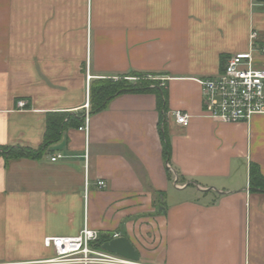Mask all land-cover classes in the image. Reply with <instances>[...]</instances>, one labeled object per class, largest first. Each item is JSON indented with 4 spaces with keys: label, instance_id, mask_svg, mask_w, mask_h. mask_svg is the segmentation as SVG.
<instances>
[{
    "label": "crops",
    "instance_id": "obj_1",
    "mask_svg": "<svg viewBox=\"0 0 264 264\" xmlns=\"http://www.w3.org/2000/svg\"><path fill=\"white\" fill-rule=\"evenodd\" d=\"M252 32L263 47L264 0H0V148L38 149L49 115L84 113L87 72L156 76L171 143L166 161L156 96L128 93L41 158L0 157V264L51 260L85 224L127 238L140 264H264V193L249 183L251 164L264 176V114L207 118L198 82Z\"/></svg>",
    "mask_w": 264,
    "mask_h": 264
},
{
    "label": "built area",
    "instance_id": "obj_2",
    "mask_svg": "<svg viewBox=\"0 0 264 264\" xmlns=\"http://www.w3.org/2000/svg\"><path fill=\"white\" fill-rule=\"evenodd\" d=\"M256 40L257 33L252 32L251 47L248 52L227 58L223 70L218 75L198 80L207 118L240 123L249 122L254 116L264 114V68L258 67L257 60L258 57L264 59V46L257 47ZM91 79L90 73L87 72L88 89ZM25 107V102L18 103L19 109ZM173 117L183 127H187L190 122V116L184 112H174ZM89 123L88 101L84 122L79 130L88 132ZM63 158L61 154H57L51 158V161L57 162ZM98 187L105 189L107 183L100 180ZM117 238H120L118 234L110 238H102L100 232L85 224L78 237H59L53 240L55 249L53 259L21 264H140L102 249L105 242Z\"/></svg>",
    "mask_w": 264,
    "mask_h": 264
},
{
    "label": "trees",
    "instance_id": "obj_3",
    "mask_svg": "<svg viewBox=\"0 0 264 264\" xmlns=\"http://www.w3.org/2000/svg\"><path fill=\"white\" fill-rule=\"evenodd\" d=\"M149 76L153 77L154 80L148 79ZM155 77L152 74L132 71L126 75L119 76L116 81L114 78H105L91 82L89 114L93 115L101 112L114 98L122 94H154L157 98V107L160 111V136L163 155L165 160L169 161L171 156V143L166 131L168 91ZM129 78H135V80L130 81ZM85 114L86 110L84 113H55L49 115L44 142L41 147L38 149L20 146L1 147L0 157L10 160L23 158L36 160L41 158L52 144L61 140L68 129L79 128L84 122ZM249 183L251 191L264 193V176L256 164L250 165Z\"/></svg>",
    "mask_w": 264,
    "mask_h": 264
},
{
    "label": "water",
    "instance_id": "obj_4",
    "mask_svg": "<svg viewBox=\"0 0 264 264\" xmlns=\"http://www.w3.org/2000/svg\"><path fill=\"white\" fill-rule=\"evenodd\" d=\"M102 249L108 253L116 254L125 259L138 262L139 254L127 238L120 237L105 242Z\"/></svg>",
    "mask_w": 264,
    "mask_h": 264
},
{
    "label": "rangeland",
    "instance_id": "obj_5",
    "mask_svg": "<svg viewBox=\"0 0 264 264\" xmlns=\"http://www.w3.org/2000/svg\"><path fill=\"white\" fill-rule=\"evenodd\" d=\"M117 78H118V77H117ZM148 79H150V80H154V78H153V77H150V76H149V78H148ZM155 79H156V80H158V78H155ZM129 80H130V81H134V80H135V78H129Z\"/></svg>",
    "mask_w": 264,
    "mask_h": 264
}]
</instances>
